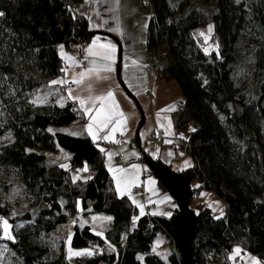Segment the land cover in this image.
Returning <instances> with one entry per match:
<instances>
[{
  "label": "trees",
  "instance_id": "16d2710c",
  "mask_svg": "<svg viewBox=\"0 0 264 264\" xmlns=\"http://www.w3.org/2000/svg\"><path fill=\"white\" fill-rule=\"evenodd\" d=\"M145 1L152 12L148 52L158 57L154 69L162 78L176 80L184 97L173 119L178 131L189 134L194 165L188 174L201 184L192 192L212 191L228 208L226 216L215 217L198 204L191 260L231 264L228 253L238 243L264 260V0H201L192 6L188 0L176 6L170 0ZM81 2L0 0V238L15 264H70L65 242L56 240L54 231L82 209L84 215L107 214L113 221L103 235L90 225H75L71 246L94 247L91 255L76 257L78 264H186L173 229L176 215L144 214L133 228L138 207L117 193L97 143L60 129L80 118L74 104L30 102L33 91L61 74L59 44L90 41L87 18L72 9ZM210 3L217 12L209 17ZM210 25L218 48L207 50L195 31ZM61 27L62 43L57 35ZM237 101L245 111L243 130L236 111L227 107L231 103L234 108ZM60 149L70 153L68 169L49 165L43 152ZM85 166L92 177L80 174ZM9 181L40 202L36 214H23L21 225L11 220L15 240L3 239L1 229L2 218L12 211L11 201H4L12 188ZM159 233L173 246L167 260L153 253Z\"/></svg>",
  "mask_w": 264,
  "mask_h": 264
},
{
  "label": "crops",
  "instance_id": "0c3cea01",
  "mask_svg": "<svg viewBox=\"0 0 264 264\" xmlns=\"http://www.w3.org/2000/svg\"><path fill=\"white\" fill-rule=\"evenodd\" d=\"M144 2L146 1L83 0L75 8V12L87 18L89 30L93 35L86 44L57 47L63 61L61 74L42 88L43 92L50 90L49 97H53L56 104L63 106L71 102L77 106L80 118L68 126L69 131L64 132L76 136H88L97 143L98 147L103 149L104 163L113 178L117 193L120 196H129L137 207L143 206V213L138 207L139 213L132 219L133 228L136 227L138 219L146 213L147 207L150 208V214L166 218L172 217L179 209L176 199L162 185L146 162L147 159H153L148 149L150 144L155 145L154 152L159 156L156 161L164 163L177 173L188 174L189 169L194 165V159L189 154L187 146L189 134L178 131L174 125L173 115L178 111V104L184 102L181 87L176 80H166L155 69L152 72L148 69V28L152 12L151 8H145ZM109 43L116 49L114 63L103 58L107 49L100 47ZM89 48L97 54L90 55L87 51ZM110 63L113 71H105L104 68ZM82 73L85 74L82 83L79 85L73 83V80L81 79ZM54 81L63 83H53ZM109 92L113 93V97L105 99L104 112L113 114L112 123L107 128L100 129L98 122L103 118V114L96 116L97 109L100 108L98 98L107 97ZM80 99L86 102L83 107L79 102ZM85 108L91 110V115L85 112ZM119 113H123V117ZM93 117H96L97 123H93ZM121 119L124 123L118 125L116 121ZM90 124L95 139L87 130ZM114 127L117 130L112 132ZM153 131L162 132L164 136L162 145L151 137ZM105 136H109V139H104ZM62 151L60 149L57 152H43L47 156L48 153L57 154ZM176 153L180 154L179 158H176ZM70 157L69 154V160ZM186 162L189 166H186ZM118 169L123 171H117ZM83 172L89 174L88 178L92 177L87 166L83 168ZM118 179L121 181L119 191ZM125 180L134 181L128 190H125ZM150 180L155 183L150 184ZM191 186L199 189L201 184L193 181ZM135 188L143 189L136 192ZM165 197L168 199L165 200ZM199 198L197 203L206 204L215 217L227 215V204L214 192L202 189ZM84 213L80 209L77 216L59 225L57 229L60 226L68 228L72 224L75 226L80 223L90 225L94 231L90 223L92 213L87 215ZM169 213L171 215H168ZM111 224L112 222L108 223L104 232ZM169 245L171 246L170 242ZM238 247H240L239 253L245 254L243 264H264V260L247 252L241 243L236 244L228 253L230 260V256ZM86 248L83 253H93V246ZM153 253L158 254L154 250ZM169 255L170 253L168 257ZM143 257L144 255H139V258ZM237 258H240L238 262H236ZM231 262L241 264L242 258L237 255Z\"/></svg>",
  "mask_w": 264,
  "mask_h": 264
},
{
  "label": "rangeland",
  "instance_id": "374dc122",
  "mask_svg": "<svg viewBox=\"0 0 264 264\" xmlns=\"http://www.w3.org/2000/svg\"><path fill=\"white\" fill-rule=\"evenodd\" d=\"M170 1H171L172 6H176L179 4V0H170ZM188 1H189V4L191 6L194 4H202L201 0H188ZM236 1L238 3H240L242 0H236ZM144 4H145L146 9L151 8L149 3L144 2ZM206 9L208 11L209 17L212 14L217 12V8H216L214 3H210L209 5H207ZM210 27H211V25L210 26H204V27L195 31L196 37L198 39H200V42H202V45H204V48H206L207 50L218 48L217 39L213 36L212 29H211V31H209ZM59 45L67 46L64 43L59 44ZM165 52H166V46H162L160 51H159L160 55H164ZM43 90L44 89H42V88H38L34 92H32L30 94V102L35 104V105H42V104L50 102L51 100L55 101V99H53V97H49V95H51L50 90L44 91V92H43ZM55 103H56V101H55ZM0 104H1V99H0ZM227 107L229 108L230 112H234L233 111L234 110L233 104L227 103ZM216 114L219 116L220 120H222V122L225 123L226 118L218 112H216ZM60 129L63 131H69L70 130L68 127H61ZM148 149L151 151V156L153 157V159L158 160L159 156L154 152V149H156L155 145L150 144ZM69 154L70 153L66 150H63L62 152L57 153V154L48 153V155H47L48 164L49 165L60 164L61 166L63 165L64 168L68 169V168H70ZM80 174L82 176H84V179L89 177V174L84 173L83 171H81ZM3 181H4V179L0 177V183H3ZM9 184L12 186V188H11L9 196H6L4 198V201H7V200L11 201L12 211L10 212V214L7 217L2 218L1 224H2L3 220L8 221V224L11 226L9 231L15 240L16 234L14 232L13 224H12L11 220L15 219L16 220L15 224L17 226L21 225L23 222V218H22L23 214L27 210L33 211L36 214L38 211L40 202H39V200H37L33 196L25 194L23 192V187L19 183H17L16 181H12V183L9 181ZM7 185H8V183H7ZM135 191L139 192L136 189H135ZM200 192H201V190L196 191L198 198L196 200L192 201V208L196 213H198V204H201V203H197V201L199 202V199H200L199 198ZM178 212H179V209L177 210L176 214H174V216L177 215ZM84 220H85V218H84ZM90 220H91L90 223L93 226L94 231L96 233L99 232L102 234L107 229L108 223L112 222L113 218L107 214L92 213ZM72 222H74V220ZM77 224L80 227L84 226V225H81L80 223H77ZM74 228H75V226H74V224H72L68 228L66 226H60L57 230L54 231L55 239L56 240H63L66 243L65 248L67 251V257H68L70 264H78V263L76 261L77 255H70L69 249H71L72 253H83L84 250H87L86 247L74 248L71 246V240H72V236L74 233ZM1 229H2V238H3V224L1 225ZM68 235H69V238L67 239ZM5 240H8V239H5ZM239 248L240 247H238L237 249H239ZM153 250L156 253H158L161 257H164L167 259L168 254L171 253L173 250V246L169 245L168 238L164 234L159 233L153 242ZM237 255H240V257L242 258L241 264H243L244 258H245L244 253L236 254V252H233V254L230 256L231 260H233L234 259L233 257H235ZM239 260H240V258H237L236 262H238ZM0 264H15L13 258H11L9 256L8 245L1 238H0ZM231 264H233V263L231 262Z\"/></svg>",
  "mask_w": 264,
  "mask_h": 264
},
{
  "label": "water",
  "instance_id": "95a60500",
  "mask_svg": "<svg viewBox=\"0 0 264 264\" xmlns=\"http://www.w3.org/2000/svg\"><path fill=\"white\" fill-rule=\"evenodd\" d=\"M67 26L68 24L65 27ZM65 27L58 30L57 35L60 43L63 42L62 32ZM234 111H236L239 127L243 130L245 128V111L240 102H235ZM146 162L150 170L178 203L179 212L173 220V229L179 243L182 259L186 264H193L191 253L196 236L198 215L192 208V178L189 174L177 173L164 163L154 159H147ZM260 162L264 167V156L260 157Z\"/></svg>",
  "mask_w": 264,
  "mask_h": 264
},
{
  "label": "snow or ice",
  "instance_id": "6c2138e0",
  "mask_svg": "<svg viewBox=\"0 0 264 264\" xmlns=\"http://www.w3.org/2000/svg\"><path fill=\"white\" fill-rule=\"evenodd\" d=\"M3 15V13H0V16H2ZM209 31H211V27L209 28ZM203 35V34H202ZM94 44H95V41H94ZM100 47L101 48H105V49H107V51L104 53V55H103V58L105 59V60H108V61H111V62H113L114 63V53H115V51H116V49H115V47L112 45V44H106V45H100ZM88 53L90 54V55H96L97 53H93V50H92V48H89L88 50ZM133 63H135V61H133ZM104 70L105 71H108V72H111V71H113V68H112V66H111V63L110 64H108L105 68H104ZM85 74H81V79H78V80H73L72 82L73 83H76V84H81L82 83V79H83V76H84ZM53 83H63L62 81H59V82H56V81H54ZM69 96L71 97V91L69 92ZM112 97H113V93L112 92H109V93H107V97H99L98 98V100L100 101V108L99 109H97V112H96V116L97 117H99V116H101L102 114H103V118L98 122V127L100 128V129H103V128H107L108 127V125L110 124V123H112V113L111 112H104V107H105V105H104V101H105V99H112ZM80 104H81V106L83 107L84 105H85V100H83V99H80ZM113 104H115V101H113ZM85 112L86 113H88L89 115H91V110L90 109H88V108H85ZM119 115L121 116V117H123V113H119ZM93 119V123H97V120H96V117H93L92 118ZM116 123L118 124V125H120V124H123L124 123V120L123 119H121V120H119V121H116ZM88 132H89V134L90 135H93V139H95L96 138V136H95V134H94V132H93V127H92V124H90L89 126H88ZM117 130V128H113L112 129V132H115ZM193 131H195V129H193ZM104 139H109V136H105L104 137ZM101 151H103V149H101ZM109 159H111V154H109ZM186 166H189L188 164H187V162H186ZM87 169L85 168V171H86ZM117 171H123L122 169H118ZM120 183H121V181H120V179H118L117 180V185H118V191L120 190V188H119V185H120ZM124 183H125V185H126V187H125V190H128L133 184H134V181H127V180H125L124 181ZM149 183L150 184H154L155 182L154 181H149ZM168 198L167 197H165V200H167ZM135 202V201H134ZM138 207H140L141 208V213H143V206H141V205H138ZM153 214H156V213H153ZM168 215H171L170 213L168 214ZM2 224H3V238L4 239H8V240H14V237L11 235V233H10V231H9V229L11 228V226L8 224V221L7 220H3L2 221ZM97 235H101V233H99V232H97L96 233ZM70 242V241H69ZM69 251H70V255H82V254H87V255H91V253L90 252H88V253H72L71 252V249H69ZM239 252H240V249H236V254H239ZM234 258V257H233Z\"/></svg>",
  "mask_w": 264,
  "mask_h": 264
},
{
  "label": "built area",
  "instance_id": "2783aa9c",
  "mask_svg": "<svg viewBox=\"0 0 264 264\" xmlns=\"http://www.w3.org/2000/svg\"><path fill=\"white\" fill-rule=\"evenodd\" d=\"M78 5L77 4H73L72 5V9L74 10ZM158 62V57L155 55V56H151L149 55V61H148V69L150 72H152L154 70V66L155 64ZM184 106V102H180L178 104V110H181ZM74 111H76L78 114H80V112L78 111V108L76 105H74ZM151 137L152 138H155L157 143L162 145L163 144V139H164V136L162 134V132H159V131H153L152 134H151ZM120 137L118 136V139ZM180 157V154L179 153H176V158H179ZM136 190L140 191L142 190L143 188H135ZM198 198V195L196 193H193V196H192V200H196ZM150 208L147 207L146 208V213L145 214H150Z\"/></svg>",
  "mask_w": 264,
  "mask_h": 264
}]
</instances>
